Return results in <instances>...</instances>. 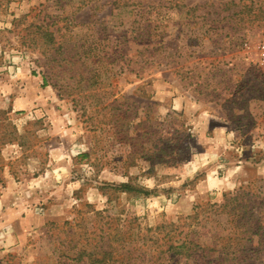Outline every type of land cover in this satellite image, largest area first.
I'll return each mask as SVG.
<instances>
[{
	"label": "rangeland",
	"instance_id": "374dc122",
	"mask_svg": "<svg viewBox=\"0 0 264 264\" xmlns=\"http://www.w3.org/2000/svg\"><path fill=\"white\" fill-rule=\"evenodd\" d=\"M122 1L0 6V264H87L83 244L100 239L92 232L107 223L109 264H212L213 248L231 228L221 205L236 193L264 197V0ZM72 10L76 40L107 27L104 43L132 54L143 47L132 37L147 28L144 57L154 62L138 75L127 69L112 77L114 66L105 91L113 93L108 103L137 112L130 131L147 118L165 129L164 151L127 159L130 148L114 133L110 107L75 102L55 79L44 83L46 57L15 19ZM122 29L128 31L116 42L112 30ZM149 137L156 136L140 141L144 151L153 146ZM125 182L150 192L113 188ZM65 221L74 236L60 231ZM170 234L174 243L194 238L209 256L197 263L196 253L166 255Z\"/></svg>",
	"mask_w": 264,
	"mask_h": 264
},
{
	"label": "trees",
	"instance_id": "16d2710c",
	"mask_svg": "<svg viewBox=\"0 0 264 264\" xmlns=\"http://www.w3.org/2000/svg\"><path fill=\"white\" fill-rule=\"evenodd\" d=\"M88 1L89 0H82L80 4ZM3 2L4 0H0V6L3 5ZM112 3L114 7L126 5L125 1L121 2V0H113ZM76 12L77 10H72L67 14L61 13L53 15L44 13V17L42 18H39V14L34 17L30 16L29 18L28 15L22 14L19 18L15 19L16 25L25 22V26L22 27V30H31L32 34L30 39L33 42V47L39 48L46 57L50 73L48 75L45 74L44 83L46 84L48 82V78L55 79L53 84L58 86L61 91L67 90L69 94H72L75 102L79 101L81 97H84L91 98L96 104H100L101 109L110 107V111L113 110V112L110 114L109 119L112 122L114 133L118 135L121 143L130 148V155H128L127 159L129 157L132 159L142 152L148 154V152L151 151L153 154H156L160 151H164L162 141L167 137L165 129L162 128L159 130L158 125H150L147 123V118L144 121L139 120V122L132 125L133 130L130 131L129 128L133 120L136 119L137 112L131 111V105L124 108L121 104L108 103L107 99L110 98L113 93L109 92L107 94L105 91L107 87L112 85L110 73H112L114 66H116V72L112 74V77H115L117 73L120 74L127 69L136 72V75H138L140 71L147 68L148 63L154 62V58L151 56L144 57L146 55L145 52L149 51V44L145 41V37L149 36L147 28H144L140 33L132 37L140 41L143 45L141 51L137 50L136 53L132 54L129 52L126 45L121 43L116 44L111 40L104 43L107 38L105 39V36L103 35V37L101 34H108V32H106L107 27L95 29L93 32L85 31L84 35L88 38H82L79 41L76 40V37L79 35V33H73V28L79 24V22L76 21L78 19L74 16ZM101 23H103V21H101ZM82 24L88 25L89 28H93L90 26L93 24L90 21L83 22ZM101 30L102 33H100ZM112 31L118 34V38L115 39V41L119 42V38L125 37L124 34L128 30L122 29L118 32ZM110 43L112 44L111 46ZM118 46L120 47L118 48ZM159 64H161V61H157V65ZM75 94L76 96H74ZM114 101H117V99L115 98ZM136 101H131V104L134 106L137 105ZM124 127L125 130L123 129ZM119 129L124 132L122 137L119 136ZM141 129L143 131L141 134L134 135L136 131ZM146 135H154L156 137H149L153 146L144 151L145 145L140 141H143ZM113 188L122 191L136 190L145 193L150 192L147 189L137 188L129 182L113 185ZM252 196L253 195L248 199L245 195L236 193L232 198L234 201L232 204L223 203V205H221L226 209V214L229 217L227 223H230L231 228L228 234L220 236L224 241L221 243L220 247L213 248L214 251L217 250L218 252L214 257L209 259L210 263H264V197H258L257 200L252 199ZM108 210V208L96 210L94 213L101 215ZM75 222L77 223V221ZM107 224L109 226L107 227L108 229H104L102 225L92 232L100 239H96V241L92 239V241L83 244L82 248H84V250L81 253H87V264H109L106 259L112 257L111 255L113 252L110 248H105L108 247L106 246L108 240L105 241L104 235L109 239L112 233L110 231V223ZM171 224L175 225V223ZM71 226L72 222L65 221L62 223L60 231L67 236H74L75 231L70 228ZM172 236L173 235L170 234L168 237L170 240L168 249L163 251L166 255L174 254L175 256L192 258L193 254L196 253L195 260L197 263L204 262L205 256H209L210 251L205 253L204 248L206 247L202 248L194 238L189 241L186 236L182 241L177 240L174 243ZM124 237H126L125 233L123 235V238ZM156 237L158 238V236ZM126 241H130V237L126 239ZM89 246L91 248H98V250L88 252L87 248ZM208 249L211 250L212 248L210 249L209 247Z\"/></svg>",
	"mask_w": 264,
	"mask_h": 264
},
{
	"label": "built area",
	"instance_id": "2783aa9c",
	"mask_svg": "<svg viewBox=\"0 0 264 264\" xmlns=\"http://www.w3.org/2000/svg\"><path fill=\"white\" fill-rule=\"evenodd\" d=\"M259 47H260V59L261 62L264 63V37L261 39Z\"/></svg>",
	"mask_w": 264,
	"mask_h": 264
}]
</instances>
